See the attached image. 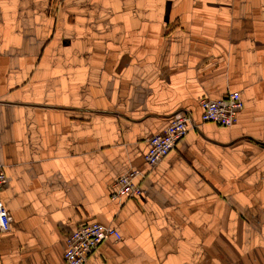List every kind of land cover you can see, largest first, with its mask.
Returning <instances> with one entry per match:
<instances>
[{
    "label": "crops",
    "instance_id": "0c3cea01",
    "mask_svg": "<svg viewBox=\"0 0 264 264\" xmlns=\"http://www.w3.org/2000/svg\"><path fill=\"white\" fill-rule=\"evenodd\" d=\"M238 90L153 167L148 137ZM0 264H66V235L117 228L85 264H264V0H0ZM131 168L146 190L112 199Z\"/></svg>",
    "mask_w": 264,
    "mask_h": 264
},
{
    "label": "built area",
    "instance_id": "2783aa9c",
    "mask_svg": "<svg viewBox=\"0 0 264 264\" xmlns=\"http://www.w3.org/2000/svg\"><path fill=\"white\" fill-rule=\"evenodd\" d=\"M200 106L202 112L199 122L194 120L190 111H182L175 114L162 131L148 137L144 159L149 167L162 161L186 133L193 128H198L200 123L212 121L222 126L236 123L243 101L240 91L232 90L217 99L202 97ZM142 175L139 168H131L119 176L111 193L112 199L144 196L146 190L136 180ZM7 182L5 165L0 160V190L6 186ZM12 221V215L0 196V229L10 231ZM121 238V232L114 226L87 220L76 225L66 235L63 258L66 264H85L101 243L109 240L119 241Z\"/></svg>",
    "mask_w": 264,
    "mask_h": 264
}]
</instances>
